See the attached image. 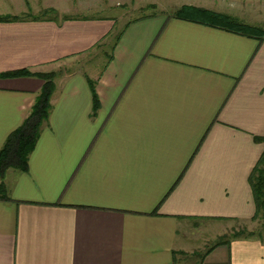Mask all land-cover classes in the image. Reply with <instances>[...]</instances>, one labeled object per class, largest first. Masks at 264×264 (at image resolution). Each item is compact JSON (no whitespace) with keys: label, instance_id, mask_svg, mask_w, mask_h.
I'll list each match as a JSON object with an SVG mask.
<instances>
[{"label":"crops","instance_id":"obj_1","mask_svg":"<svg viewBox=\"0 0 264 264\" xmlns=\"http://www.w3.org/2000/svg\"><path fill=\"white\" fill-rule=\"evenodd\" d=\"M167 1L264 25L243 13L264 0ZM66 2L0 0L16 19L0 21V74L65 70L108 42L116 21L73 17ZM84 72L56 82L28 171L0 177V264H264L252 233L210 250L256 215L264 37L151 14L125 26L94 79ZM43 84L0 79V150Z\"/></svg>","mask_w":264,"mask_h":264},{"label":"trees","instance_id":"obj_2","mask_svg":"<svg viewBox=\"0 0 264 264\" xmlns=\"http://www.w3.org/2000/svg\"><path fill=\"white\" fill-rule=\"evenodd\" d=\"M197 18V20L207 25L221 27L222 29L232 31L243 36H255L259 38L264 37V29L260 27L250 26L242 23L238 19L219 14L212 11L197 9L193 7H182L175 13V17L184 19L186 17ZM16 20L12 17H0V21ZM121 35V34H120ZM120 36L117 38V42ZM115 44V45H116ZM56 72L50 73H32L28 70H19L6 74H0V79H14V78H38L44 82L43 87L36 98V101L23 125L13 132L3 148L0 150V177H3L7 170L14 168L22 172L28 171L29 158L34 151L35 146L39 140L43 125L50 117L52 98L56 91V79L58 78ZM94 99V111L99 109V100L92 81L89 80ZM264 142V137L258 139ZM251 185L256 202V215L253 221L260 215L264 216V154L259 163L255 167L251 176ZM7 198L4 184L0 186V196ZM245 232H238L233 238L241 237ZM252 237L253 234L247 235ZM229 239H221L210 250L228 243Z\"/></svg>","mask_w":264,"mask_h":264},{"label":"rangeland","instance_id":"obj_3","mask_svg":"<svg viewBox=\"0 0 264 264\" xmlns=\"http://www.w3.org/2000/svg\"><path fill=\"white\" fill-rule=\"evenodd\" d=\"M69 4L66 2V6H62L61 8L65 13L73 17L108 18L116 21L114 34L107 43L99 46L90 55L83 57L80 62H74L62 68L66 71L69 68L80 69L85 71L84 73L87 74L90 79H94L96 74L104 68L117 42V38L129 22L157 13L166 14L170 12L175 15V13L182 8L170 7L167 0H69ZM260 4L263 5L261 7H256L251 12L248 7H244V15L254 20H259L260 18L264 19V2L261 1ZM42 13L46 14L45 17H53L54 15H58V13L61 14L59 11L52 8L42 11L41 14ZM260 28L264 29V25ZM65 70L56 72L59 75L56 82L60 79ZM221 232V236L216 243L222 238L233 239L238 232H245L246 235L252 233L256 237L264 238V216L260 215V217L254 221L236 223L233 227H228L226 230L221 229ZM208 247H211V244ZM203 252L204 250L199 253L202 254ZM197 257L199 258L200 256ZM197 257H195V262L198 261Z\"/></svg>","mask_w":264,"mask_h":264}]
</instances>
